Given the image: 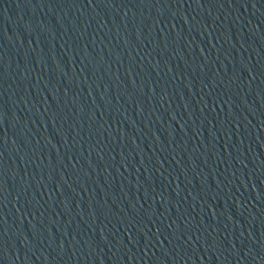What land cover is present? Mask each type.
Returning <instances> with one entry per match:
<instances>
[{"label":"water","instance_id":"1","mask_svg":"<svg viewBox=\"0 0 264 264\" xmlns=\"http://www.w3.org/2000/svg\"><path fill=\"white\" fill-rule=\"evenodd\" d=\"M0 264H264V0H0Z\"/></svg>","mask_w":264,"mask_h":264}]
</instances>
